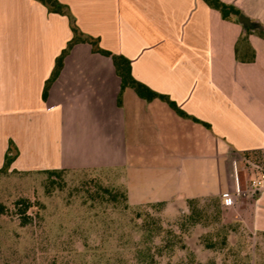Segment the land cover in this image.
<instances>
[{"label":"crops","instance_id":"1","mask_svg":"<svg viewBox=\"0 0 264 264\" xmlns=\"http://www.w3.org/2000/svg\"><path fill=\"white\" fill-rule=\"evenodd\" d=\"M79 28L131 60L134 77L175 102L146 100L110 56L76 44L67 15L38 0H0V169L108 170L136 207L222 197L238 165L241 214L264 234V37L204 0H60ZM264 30V0H223ZM238 48V53H237ZM11 144L13 150L9 151ZM260 160V162H258Z\"/></svg>","mask_w":264,"mask_h":264},{"label":"rangeland","instance_id":"2","mask_svg":"<svg viewBox=\"0 0 264 264\" xmlns=\"http://www.w3.org/2000/svg\"><path fill=\"white\" fill-rule=\"evenodd\" d=\"M101 187L124 190L108 170L0 172V264H264L252 197L198 200L194 221L189 204L126 207Z\"/></svg>","mask_w":264,"mask_h":264},{"label":"trees","instance_id":"3","mask_svg":"<svg viewBox=\"0 0 264 264\" xmlns=\"http://www.w3.org/2000/svg\"><path fill=\"white\" fill-rule=\"evenodd\" d=\"M41 3H43L49 11L55 12V13H61L65 14L69 17L70 23H71V28L73 31V37L71 40L68 42L67 46L62 50L61 54L57 57L55 68L53 70V73L51 74L50 78L46 81L45 88H44V93L43 97L46 99L48 90L53 83V81L58 77L60 74L63 65H64V60L67 54L71 51V49L78 43H89L92 46V49L94 52L101 53L106 56H110L113 59L116 71L118 75L121 77V92L126 88V87H131L133 88L136 93L146 99V100H153L155 98H161L164 100H168L171 106L175 110H177L179 113H182L181 110L178 108L175 102L171 101L166 95L160 94L150 88L148 85L145 83L137 80L133 73H132V65H131V60L127 58L126 56L122 54H116L113 53L110 50H107L103 48L100 44V39L98 37H94L91 35H88L84 33L78 26L76 22L75 16L72 14L70 8L68 5L62 3L60 0H38ZM210 7L217 9L222 17L227 20H235L239 22L238 17L239 15L242 14V11L234 4L232 3H227L224 2L223 0H204ZM263 37H264V30L263 29H258L257 30ZM247 33L251 32V29H247ZM237 53H238V48H237ZM9 151L13 150V145L11 144ZM14 158V155H11L10 153H7L6 159L4 166L0 169V172H6L9 169L10 163L12 162ZM260 162V160L258 161ZM69 169H46V170H39L38 172H46L51 175L57 174L60 175L62 172L67 171ZM103 193L108 194L109 198L112 201L117 200L118 196H121L123 201L125 202L126 207H131L128 204L127 200V195L126 192L120 191V190H113L108 187H101L100 188ZM198 200L196 199H191L188 201V204L191 207V213L189 214L188 218H191L194 220L195 214V203ZM163 203V202H159ZM195 221V220H194ZM198 264H203V263H198ZM212 264V263H210Z\"/></svg>","mask_w":264,"mask_h":264},{"label":"built area","instance_id":"4","mask_svg":"<svg viewBox=\"0 0 264 264\" xmlns=\"http://www.w3.org/2000/svg\"><path fill=\"white\" fill-rule=\"evenodd\" d=\"M232 175L235 181L234 189L230 192L224 193L222 197L229 199L231 202H234L237 193L241 191L239 183L238 165L236 161H233ZM249 184L253 193H257L261 190H264V170L261 171V175L259 177L251 179Z\"/></svg>","mask_w":264,"mask_h":264},{"label":"water","instance_id":"5","mask_svg":"<svg viewBox=\"0 0 264 264\" xmlns=\"http://www.w3.org/2000/svg\"><path fill=\"white\" fill-rule=\"evenodd\" d=\"M238 20L241 24H243L245 29H262L263 28V26L260 23H257L251 20L248 16H246L243 13L239 15Z\"/></svg>","mask_w":264,"mask_h":264}]
</instances>
